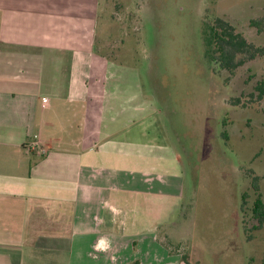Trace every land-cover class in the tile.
I'll return each mask as SVG.
<instances>
[{"label": "crops", "instance_id": "0c3cea01", "mask_svg": "<svg viewBox=\"0 0 264 264\" xmlns=\"http://www.w3.org/2000/svg\"><path fill=\"white\" fill-rule=\"evenodd\" d=\"M100 12L0 0V264H184L160 238L181 154L132 135L168 130L139 72L96 52Z\"/></svg>", "mask_w": 264, "mask_h": 264}, {"label": "rangeland", "instance_id": "374dc122", "mask_svg": "<svg viewBox=\"0 0 264 264\" xmlns=\"http://www.w3.org/2000/svg\"><path fill=\"white\" fill-rule=\"evenodd\" d=\"M99 3L96 52L139 72L168 130L156 121L132 135L169 142L181 154L184 204L160 238L190 264H261L264 228L252 229L250 208L254 178L264 201V113L251 96L264 80V56L230 75L208 59L204 33L220 17L264 46V0ZM234 98L246 107L233 106Z\"/></svg>", "mask_w": 264, "mask_h": 264}, {"label": "trees", "instance_id": "16d2710c", "mask_svg": "<svg viewBox=\"0 0 264 264\" xmlns=\"http://www.w3.org/2000/svg\"><path fill=\"white\" fill-rule=\"evenodd\" d=\"M250 24L259 27V22L253 20ZM206 42V53L211 63L218 65L220 70L233 75L234 71L242 67L245 63L253 61L264 56V46L259 47L246 40V38L236 30V28L224 20L216 17L211 24H207L204 33ZM254 94L251 96L255 101L263 104L264 113V80L256 82L253 88ZM233 106L246 107V103L238 98L231 99ZM251 190L254 193V199L251 204V219L255 221L253 230L264 228V201L259 191L257 178L251 182ZM248 198L246 193L241 195L242 205ZM184 264H190L186 256H181ZM261 264H264V260Z\"/></svg>", "mask_w": 264, "mask_h": 264}, {"label": "built area", "instance_id": "2783aa9c", "mask_svg": "<svg viewBox=\"0 0 264 264\" xmlns=\"http://www.w3.org/2000/svg\"><path fill=\"white\" fill-rule=\"evenodd\" d=\"M43 102H45V100L43 99ZM36 137L34 136V139H35ZM38 145H37V142L34 140V141H32V143H31V147H33V148H36Z\"/></svg>", "mask_w": 264, "mask_h": 264}]
</instances>
